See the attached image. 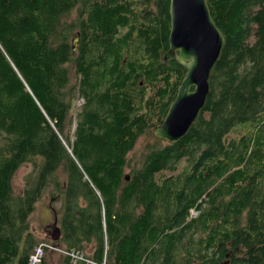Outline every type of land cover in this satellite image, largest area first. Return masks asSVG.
Returning <instances> with one entry per match:
<instances>
[{
    "label": "trees",
    "instance_id": "obj_1",
    "mask_svg": "<svg viewBox=\"0 0 264 264\" xmlns=\"http://www.w3.org/2000/svg\"><path fill=\"white\" fill-rule=\"evenodd\" d=\"M208 7L224 37L210 94L168 144L148 135L185 75L163 61L169 0H0V264H28L48 191L51 243L96 264H186L229 241L264 259V0Z\"/></svg>",
    "mask_w": 264,
    "mask_h": 264
},
{
    "label": "water",
    "instance_id": "obj_2",
    "mask_svg": "<svg viewBox=\"0 0 264 264\" xmlns=\"http://www.w3.org/2000/svg\"><path fill=\"white\" fill-rule=\"evenodd\" d=\"M169 21L168 49L163 61L176 62L184 68L185 75L161 124L148 137L177 144L205 108L211 89L209 79L220 57L224 37L214 23L208 0H169ZM78 42L76 33L72 52L76 51ZM49 227L52 233L54 229L58 232L52 240H58L60 231L56 222Z\"/></svg>",
    "mask_w": 264,
    "mask_h": 264
},
{
    "label": "rangeland",
    "instance_id": "obj_3",
    "mask_svg": "<svg viewBox=\"0 0 264 264\" xmlns=\"http://www.w3.org/2000/svg\"><path fill=\"white\" fill-rule=\"evenodd\" d=\"M79 104H81V102ZM77 106H78V103H77ZM141 143H142V140L138 142L137 148L141 145ZM31 171H32V167L31 165H28V164L23 165L22 167L18 169L13 179V186L16 192H20L21 189L25 186L26 178L30 175ZM51 198H54V197H52L50 195V192L48 191L46 195L43 196V198L37 202L35 210L29 219L30 232L35 237L38 244L41 242L51 243L47 241L46 240L47 237L43 235V228L47 224H51L53 219L55 218V215L51 212L49 203L50 204L52 203L51 207L55 210L57 216L61 209V204H62L61 200L57 198L54 200V202L53 201L50 202L49 200H51ZM42 240H46V241H42ZM47 253H46L48 255L47 264H61L62 258H63L62 253H60L59 251L56 252V251H51V250H48Z\"/></svg>",
    "mask_w": 264,
    "mask_h": 264
},
{
    "label": "flooded vegetation",
    "instance_id": "obj_4",
    "mask_svg": "<svg viewBox=\"0 0 264 264\" xmlns=\"http://www.w3.org/2000/svg\"><path fill=\"white\" fill-rule=\"evenodd\" d=\"M49 201H53V198H51V200ZM49 207L51 209V212L55 215V218L53 219L51 224H47L43 228V235L47 237V241L57 243L60 238L56 241H53L52 238L56 237L58 232L56 231V229H54L52 233L49 226L56 222V226L59 228V231L61 227L57 220L58 216L52 209L50 203ZM200 250H203V246ZM209 250L210 253H208L207 255H200V260L194 259L192 262H188L186 264H264V259H261L259 257L255 259L256 256L251 254V252L247 249H245L244 245H232L231 241L227 242V246L224 249L217 246H212V248H209Z\"/></svg>",
    "mask_w": 264,
    "mask_h": 264
},
{
    "label": "built area",
    "instance_id": "obj_5",
    "mask_svg": "<svg viewBox=\"0 0 264 264\" xmlns=\"http://www.w3.org/2000/svg\"><path fill=\"white\" fill-rule=\"evenodd\" d=\"M192 215H196V213L192 212ZM46 250H54L55 251L56 249L49 244L40 243L39 245H37L35 247L32 255L30 256L28 264H40L43 257H44ZM65 254L71 256L73 258L74 262L75 261H84V262H86V264H96L94 262L85 260L82 256L78 255L77 253L76 254L75 253H65ZM101 264H104V262H102Z\"/></svg>",
    "mask_w": 264,
    "mask_h": 264
}]
</instances>
